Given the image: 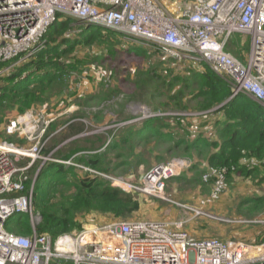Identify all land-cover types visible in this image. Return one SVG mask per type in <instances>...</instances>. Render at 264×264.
<instances>
[{"label":"built area","instance_id":"1","mask_svg":"<svg viewBox=\"0 0 264 264\" xmlns=\"http://www.w3.org/2000/svg\"><path fill=\"white\" fill-rule=\"evenodd\" d=\"M58 17L114 31L181 69L206 65L226 80L230 99L246 95L264 107V0H0V77L39 53ZM234 35L243 39L238 49L248 45L239 57L228 51ZM156 112L143 113L134 122L167 115ZM16 125L11 121L7 131L13 133ZM43 144L18 150L0 143V264H264V242L196 240L181 219L115 220L55 241L35 232H12L6 225L22 215L31 224L42 220L34 208L33 188L40 169L51 160L40 155ZM189 166L186 160L159 164L139 183L79 167L123 192L163 200L167 181ZM226 172L208 168L202 181L213 179L220 192L227 187ZM215 198L213 191L208 202Z\"/></svg>","mask_w":264,"mask_h":264},{"label":"trees","instance_id":"2","mask_svg":"<svg viewBox=\"0 0 264 264\" xmlns=\"http://www.w3.org/2000/svg\"><path fill=\"white\" fill-rule=\"evenodd\" d=\"M119 37L122 40H119ZM104 38H115L120 42H125V39L114 31L86 26L70 17H58L45 35L44 47L39 53L24 61L9 75L0 77V112L1 108L9 102L8 100H11L14 106L20 104L19 111L23 112L32 104L42 105L56 93H62L63 89L59 90L64 86L62 77L73 69V66L70 65L73 56L70 54L74 55L79 45L92 46L96 41H98L97 44H101L104 42ZM130 45L132 46V44ZM133 49L130 52L131 55L134 54L136 57L148 55L149 49L147 48H145L147 51H144L143 48L135 47ZM95 54L97 55L93 54V56H99L98 51H95ZM235 55L239 57L240 52L236 51ZM161 60L158 67L161 73L175 75L177 71H180L194 81L196 84L195 93L189 100L194 102L197 100L195 110L205 113L202 118L206 119V127L198 129L199 133L192 134V138L187 139L174 136L175 128L182 126L183 119L179 116L169 118L171 115H165L162 118L145 119L139 123H131L130 126H134V130L128 131L125 136L117 139H113L112 136L107 145L106 139L96 137L95 141L99 143V146L89 147L84 151L94 153L93 151L105 146L102 153L77 158L76 162L84 164V167L97 173L123 175L129 169H135L142 164H145L146 169L149 170L150 161L155 159L156 162H160L165 159L163 156L157 155L156 151L163 146H168L167 153L188 157L191 160L195 158L193 165L199 175L208 168H226L225 182L228 188L229 184H240L241 181L263 185L264 107L246 95H238L230 99L231 91L226 80L216 75L206 65H202L200 70L181 69L172 61ZM150 73L151 71L147 72L146 76ZM175 79L179 80L178 77L170 81L165 80L168 81L167 84H170ZM184 81L188 88L189 79L185 78ZM2 82L7 85H2ZM142 85V81L136 83V87L139 89L142 88ZM118 95L120 94H115L113 97L111 93H107V95L100 96L102 99L98 102H102L100 105L103 103L116 104L112 107L113 109L124 108L125 104L122 103L126 101V98L121 94L123 97L118 100ZM129 97L131 101H141L133 95ZM152 97L151 99L154 101ZM82 98L86 104H93L92 102L96 100V98H88L86 95ZM170 99H176V95ZM145 101L142 100L144 103ZM135 102L132 104H138ZM152 106L154 107V105ZM155 106L157 107V105ZM175 107L182 109V99L172 105V110ZM148 108L154 112L159 111L155 107ZM128 118H124L120 122L124 123L123 121ZM190 126L192 127V125ZM71 156L72 154L62 158L68 160ZM133 162L136 163L132 164ZM83 173L85 176H79L73 168H67L56 162H46L42 166L33 188L34 208L42 219L37 228L38 234L49 235L55 240L61 235L73 234L80 230L82 223L79 217L82 214H99L111 218V221L126 220L142 208L139 200L133 195L135 193H125L114 188L108 182L100 180L96 174L84 171ZM190 173L191 170L187 171L186 169L180 176L170 180L178 183L182 180L186 181L183 178L189 180ZM196 176L199 177V181L195 182L200 184L202 176ZM186 183L193 182L186 181ZM202 183L210 189L213 179L209 183L203 181ZM262 185L256 188L260 189ZM237 209L243 217L264 216V197L262 195L243 196ZM16 223L15 226L12 220L9 221L6 225L7 229L20 235L31 233L28 218H18ZM255 228H259V234L254 242L260 244L264 242V227L256 226Z\"/></svg>","mask_w":264,"mask_h":264},{"label":"rangeland","instance_id":"3","mask_svg":"<svg viewBox=\"0 0 264 264\" xmlns=\"http://www.w3.org/2000/svg\"><path fill=\"white\" fill-rule=\"evenodd\" d=\"M119 40L122 39L119 37ZM119 40L104 38V42L101 44H97L98 41H96L92 46L79 45V48L74 52L75 54H70L73 56L70 60L73 69L62 77L64 86L59 89H63L62 93H56L44 104H32L29 108H25L23 112H20L21 105L14 106L11 100H8L9 102L1 108L2 111L0 112V143L12 144L18 150L28 149L35 145L41 146L44 143L40 155L43 157L50 156L51 159L46 162L66 161L67 159L62 157L72 154L67 160L70 161V164H61L67 168H73L79 176H85L83 170L79 167L84 164L77 163L76 159L90 156V154H101L105 146L102 149L99 148L100 150L93 151L94 153L84 151V149L98 147L99 143L95 141L96 137L107 140L108 137L113 136V139H117L125 136L128 131H133L134 126H130L132 121L140 118L143 113H157L151 111L152 109L150 110L148 107L159 109L158 112L161 113V116L165 113L171 115L169 118L179 116L183 119L182 126L175 128L174 136L191 139L192 134L199 133L198 129L205 128L206 119L202 118L205 113L195 110L197 100L195 102L189 100L190 97L194 96L192 94L195 93L196 89V84L191 80V77L180 71H177L175 75L161 73L158 67L162 60L153 49L148 48L149 51L155 53L148 51V55L136 57L134 54H130L134 50L133 48H143L144 51H147L145 47L130 43L127 40L124 43ZM231 41L232 44L228 47V51L235 55V49H238L239 46L237 45L240 44L241 37L234 35ZM127 49L129 51H126ZM95 51L99 52V56H93V54L97 55ZM247 51L248 48L244 50V53ZM150 71L151 73L146 76V73ZM173 77H178L179 80L175 79L172 83L167 84L168 81L174 79ZM185 78L189 79L188 88L184 84ZM138 81L143 83L141 89L136 87ZM2 85L7 84L3 83ZM107 93H111L113 97L115 94H120L118 100L123 97L121 95L123 94L126 98V101L122 103L125 104L124 108L113 109L112 107L116 104L109 103L100 105L102 103L98 102L102 99L100 96L107 95ZM84 95L88 98H96L95 102L86 104L82 98ZM130 95L138 97L141 101H131ZM140 95L142 96L140 97ZM174 95H176V99L171 100L170 98ZM151 97L154 98V101ZM179 99H182V109L175 107L176 110H172V105ZM142 100H146L145 103ZM133 102L138 104H132ZM140 104L144 105L141 106ZM128 116L131 117L128 118ZM124 118H128L125 120L126 122H120ZM11 121H15L17 124L13 133L7 131V126ZM35 137H40L39 141L34 139ZM125 147L127 146L125 145ZM167 147L163 146L156 151L157 155L163 156L165 159L160 162H156L155 159L150 161L149 170L156 165L166 164L173 160H186L190 163L187 171L191 170V173L189 180L187 178L183 179L193 183L187 184L184 180L178 183L170 180L163 193V200L160 201L138 193L133 194L141 203L142 208L126 220L177 221L181 219L184 221L185 231L196 240L215 238L222 241L236 240L253 245L255 234H245L241 239H239V236L245 230L255 231L256 226L264 227V216L243 217L239 213L237 205L241 202L243 196L262 195L264 193V183L263 185L250 182L245 184L247 181H243L244 187L251 188L250 190L236 186L238 184H233L234 187L229 184V188L225 187L220 192L214 190L213 183L209 189L202 183V180H200V184L195 182L199 181V177L196 175L201 177L203 174L196 173L197 171L193 165L195 158L191 160L188 157L167 153ZM39 165L38 160L34 170ZM146 168L145 164H142L135 169H129L123 175L99 173L109 177L121 178L124 181L139 183L149 171ZM206 171L208 172V169ZM141 175L143 176L140 177ZM98 177L110 184L102 176L98 175ZM261 185L260 189L256 188ZM213 191L216 198L208 202ZM195 211L203 214L196 216ZM20 217L22 219L27 218L25 215ZM214 218L217 220H214ZM79 219L82 223L81 229L72 235H80L86 229H93L104 222L111 221V218L99 214H82ZM17 220H13V225H17ZM41 221L30 223V234L33 232L38 234L37 228ZM205 225L208 228H203ZM195 232H200L202 235L197 236L194 234Z\"/></svg>","mask_w":264,"mask_h":264},{"label":"crops","instance_id":"4","mask_svg":"<svg viewBox=\"0 0 264 264\" xmlns=\"http://www.w3.org/2000/svg\"><path fill=\"white\" fill-rule=\"evenodd\" d=\"M241 42H243V39H241V41H240V43ZM247 45V44H246ZM245 45V46H246ZM241 47V48H243L242 49V52H241V56H242V54H245L244 53V50L246 49V48H248V45H247V47ZM236 51H238V52H240L241 51V49H235ZM247 182H245V184H246ZM233 187H234V185H232ZM236 186H238V187H241V188H243L244 189V185H243V181H241V183L240 184H238V185H236ZM245 189H251V188H246L245 187ZM262 196L264 197V193L262 194ZM205 227H207L206 225L205 226H203V228H205ZM208 228V227H207ZM258 229L259 228H256V230L255 231H248V230H245V231H243L241 234H240V236H239V239H241V237L242 236H245V234H247V235H252V233L253 234H255V238L253 239V242L257 239L256 237L258 236V234H259V231H258ZM195 235H197V236H200V235H202L200 232H195L194 233Z\"/></svg>","mask_w":264,"mask_h":264},{"label":"clouds","instance_id":"5","mask_svg":"<svg viewBox=\"0 0 264 264\" xmlns=\"http://www.w3.org/2000/svg\"><path fill=\"white\" fill-rule=\"evenodd\" d=\"M136 117H138V116H136ZM136 117H135V118H136ZM132 123H139V122H134V121H132ZM111 138H112V137H111ZM57 161H59V160H56L55 162H56V163H59V164H61L60 162H70V161H60V162H57ZM205 172H206V171H205ZM205 172H204V173H205ZM204 173H203V174H204ZM203 174H202V176H203ZM179 176H180V175H179ZM174 178H175V177H174ZM171 179H172V178H171ZM168 181H169V180H168ZM168 181H167V182H168ZM159 200H160V199H159ZM19 235H20V234H19ZM29 235H30V234H29ZM65 235H69V234H65ZM23 236H26V235H23ZM27 236H28V235H27ZM61 236H64V235H61ZM59 237H60V236H59ZM52 240H53V239H52ZM55 240H56V239H55ZM55 240H53V241H55ZM234 241H236V240H234ZM239 242H241V241H239ZM243 243H244V242H243ZM245 244H247V243H245ZM252 244H257V243L252 242Z\"/></svg>","mask_w":264,"mask_h":264}]
</instances>
